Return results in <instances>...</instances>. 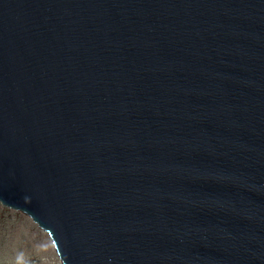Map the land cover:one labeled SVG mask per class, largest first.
<instances>
[{"label":"water","instance_id":"water-1","mask_svg":"<svg viewBox=\"0 0 264 264\" xmlns=\"http://www.w3.org/2000/svg\"><path fill=\"white\" fill-rule=\"evenodd\" d=\"M0 204L61 264H264V0H0Z\"/></svg>","mask_w":264,"mask_h":264},{"label":"rangeland","instance_id":"rangeland-1","mask_svg":"<svg viewBox=\"0 0 264 264\" xmlns=\"http://www.w3.org/2000/svg\"><path fill=\"white\" fill-rule=\"evenodd\" d=\"M0 264H61L47 234L0 204Z\"/></svg>","mask_w":264,"mask_h":264}]
</instances>
